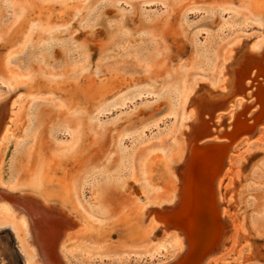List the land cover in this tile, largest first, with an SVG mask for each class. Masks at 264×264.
Returning a JSON list of instances; mask_svg holds the SVG:
<instances>
[{
  "label": "rangeland",
  "instance_id": "374dc122",
  "mask_svg": "<svg viewBox=\"0 0 264 264\" xmlns=\"http://www.w3.org/2000/svg\"><path fill=\"white\" fill-rule=\"evenodd\" d=\"M244 43L247 54L264 43V0H0V110L11 103L15 115L0 149L9 198L0 200L9 207L0 205V264H44L21 224L25 209L10 201L25 198L61 202L79 225L60 252L50 247L52 264H192L184 257L223 223L231 241L199 264L216 251L208 264H264V127L230 144L224 222L211 223L212 197L202 203L207 187L196 179L204 206L189 253L177 224L152 220L174 195L186 95L215 84ZM259 65L233 104L204 121L205 151L263 111Z\"/></svg>",
  "mask_w": 264,
  "mask_h": 264
},
{
  "label": "bare ground",
  "instance_id": "6f19581e",
  "mask_svg": "<svg viewBox=\"0 0 264 264\" xmlns=\"http://www.w3.org/2000/svg\"><path fill=\"white\" fill-rule=\"evenodd\" d=\"M245 47H247L246 43L239 46L235 51L229 54L230 58L224 63L220 78L215 84H210V86H208L209 84L195 83L190 92L186 95L184 104L190 108L191 115L189 116L188 121H185L182 124L181 128V134H184L183 150L181 156L179 157V165L176 166L179 174H174L176 184L174 185L173 198L170 200V206L174 204L179 206L177 212L175 213V217H177L178 222L171 219L168 223L177 224V227H181L189 237V233L196 229V225L199 220L198 212L201 210L200 207L202 208L204 206L203 204L202 206H197L196 204L197 200H201V197H198L197 189L195 188V182L198 178L197 176L199 175L200 179H203L207 187L205 200L202 198L201 201L205 204L208 199L212 197L211 203L213 204L208 212L214 216L210 219L211 223L213 222L218 225L220 221H222L220 220L221 216L226 211L225 205H223L222 202V188L224 187V182L229 170V159H227L228 161L225 168H223V165L224 162L226 163L225 158L227 157L228 151H230V144L237 139L239 141L243 140L247 142L250 140L251 135L256 134L261 127H264V101L262 99L263 93L261 91L259 98L262 99L263 111L255 115V120L247 123H241V121L236 120L233 126L226 131L230 141L224 142L217 150H209L208 148L209 151H205L208 144H203L202 139L207 133H210V131H207L208 125H206L205 122L216 115L215 111L217 109L228 108L233 104V102L237 99L236 96L241 94L244 90L243 80L255 75V73L259 71L260 60L264 59V43L258 49H252L253 54H247L249 49L247 50ZM248 47L251 49V45ZM234 55L235 58H232ZM229 61H232L233 63L230 65ZM262 66L264 67V65ZM3 108L0 110V149L2 145H4V140L10 133L14 115L11 103H8L7 105V113H4ZM233 114L234 113L230 116ZM259 125L261 126L259 127ZM193 147H195L194 150L196 151L192 154L191 151ZM204 151L208 153V158L211 157L208 162L205 161V155H203ZM189 157H191L193 161V166L187 169L186 167ZM197 160H200V164L204 168L205 174H197L199 173L197 170L199 169V165L195 166V162H197ZM173 172L175 173L174 170ZM179 176L184 178L185 185L182 183ZM183 186H185V190L183 191L182 203L180 192L181 189H183ZM5 199L9 198L4 194V190L0 188V200ZM25 199L26 200L23 199L21 202L18 201L19 199H11L10 201L15 206L25 209V213L27 215H25V218H21V224L24 228H26V231L31 236V244L35 246L37 255H39L40 259H42L41 261H43L44 264H52L49 257L50 247H54L53 250L56 248L58 252H60L63 243L74 239L76 234H78L76 233V230L79 225L76 222H73V220L71 221L67 218L68 214L63 210L61 202L47 203V198H44V201L30 198ZM0 205H2L4 210L9 208L8 205ZM162 206L157 210V213L159 212V215L163 214L162 216H164ZM183 206H185V208ZM148 212H151L149 211V208H145L143 215L146 217ZM152 218L155 223V227L165 230L166 225L156 220V214L152 216ZM158 218L162 217L159 216ZM222 222H224V220ZM227 228L228 224H220L215 231L216 235L209 237L207 241L211 243L212 241L217 240L219 243L217 248L222 250L231 241V235L229 233V229ZM202 230L204 229L202 228ZM190 242L191 246L188 253L196 243H200L198 240H190ZM216 252L214 253L216 254ZM215 254H212V256L208 258L206 264L210 262ZM200 255L201 254L197 255L192 264H196L198 262ZM44 258L47 260L45 261L46 263L43 260Z\"/></svg>",
  "mask_w": 264,
  "mask_h": 264
},
{
  "label": "water",
  "instance_id": "95a60500",
  "mask_svg": "<svg viewBox=\"0 0 264 264\" xmlns=\"http://www.w3.org/2000/svg\"><path fill=\"white\" fill-rule=\"evenodd\" d=\"M192 162L193 161H192L191 157H189V159L187 161V167H186L187 169H189L191 167V163ZM197 177H198L197 179H200V176L199 175ZM179 178L182 181V183H184V185H185L184 178L182 176H179ZM184 187L185 186H183V189H181V192H180L181 202L183 200V191L185 190ZM178 208H179V206L178 205L176 206V204H174L172 206H162V210H163L164 216H162L163 214H160L159 215V212L157 213V210L156 209L154 210V213H156L157 216L159 215L160 217H162V218H157V219L163 221L164 222L163 224H165L166 226H168L167 225L168 224V221H171V219L173 221L178 222L177 217H175V213L177 212ZM200 218H203V213L202 212H201ZM177 228L180 230V232L182 234H184V240H185V242H189V244H190V240H189L188 236L186 235L185 231L181 227H177ZM218 244L219 243H218L217 240L216 241H212L211 243H209L208 241H206V243L204 244V246H202L200 248V250H193V252H191L190 254H188L187 257L185 256L184 258L185 259H188V260H194L193 259V258H195L194 256H196L197 254H199L200 252L203 251L202 253H200L201 255L199 256V260L196 263V264H199L205 257H207L209 254H211L213 251H215L217 249ZM190 246L188 248H190ZM187 249H186V251H187ZM186 264H188V262Z\"/></svg>",
  "mask_w": 264,
  "mask_h": 264
}]
</instances>
